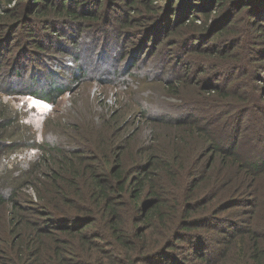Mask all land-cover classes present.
Listing matches in <instances>:
<instances>
[{
	"label": "trees",
	"instance_id": "trees-1",
	"mask_svg": "<svg viewBox=\"0 0 264 264\" xmlns=\"http://www.w3.org/2000/svg\"><path fill=\"white\" fill-rule=\"evenodd\" d=\"M1 1L7 5L12 2ZM15 1L14 7L0 15V264H181L165 261L164 257H176L179 244L197 234L193 230L215 234L213 249L202 250L199 255L203 264H264V190L260 181L264 175V141L261 146H252L247 140L252 134V138H256V133L263 135V119L258 120L257 114L264 108V96L255 85L254 93L243 91L236 97L235 90L228 87L233 79L226 73L221 75L222 62L233 53L230 56L238 68L237 74L247 82L245 77L250 71L240 73L239 68H243L240 61L250 49L253 40L250 37H257L256 31L263 34L262 28L254 32L249 29L263 22L259 16L264 17V0H253L255 7L252 0H202L199 5H190L193 0H125L126 10L132 8L131 12L137 11L138 17L141 16L143 28L138 32L147 43L155 38L152 30L163 26L161 19L170 21L166 12L175 14L176 7L184 6L186 14H180L179 19L177 16L172 26L167 23L164 34L179 45L174 52L178 57L170 63L177 66L176 60L184 57L186 67L178 68L176 73L181 84L196 82L193 79L200 72L202 79L210 80L205 82L211 84L206 92L201 88L207 87L199 82L187 90L201 96L207 93L214 100L199 102L202 122L186 111L173 119L170 115L153 114L148 102L144 104L149 109L145 112L138 104L142 88L138 84L128 89L134 103L127 104L123 111L99 103L93 96L86 109L77 97L73 111L58 119H48L51 115L46 118L40 136L20 118V111L11 107L8 95L31 94L54 104L68 88L55 78H61L69 70L75 81L83 71L52 55L46 56L48 60L36 59L37 63L28 67L21 54L32 49L41 51L45 46L38 43L34 29L25 31L35 36L32 46H24L18 33L30 25L28 19L32 16L48 15L44 7L52 10L56 2H61L60 11L48 19L52 20L50 24L67 25L64 32L83 36L96 27L102 17L97 12L107 4H102L103 0ZM246 5L249 20L234 22L238 11ZM215 9L224 13L215 19L216 24L208 23ZM143 10L148 14H139ZM131 15L119 14L113 22L120 35L123 29L138 25ZM208 32H212V37L215 35L214 46L202 50L210 59L203 60L206 67H197L200 72H196L190 52L199 50ZM219 39L230 42L221 47L217 44ZM105 41H92L96 59L92 56L85 59L90 63L101 62L98 58L106 48ZM126 41L132 43L128 38ZM185 41L192 45L189 50L183 46ZM60 45L58 41L57 47ZM140 45L137 42V48ZM136 46L126 54L121 52L120 59L114 49L112 82L108 81L112 86L126 88L125 84L131 81L143 82L144 87L150 85L152 78L146 74L137 80L117 82L123 68L128 67V56L136 53ZM14 49L19 53H13ZM12 53L17 55L10 59ZM140 55L137 53L134 60ZM28 58L35 61L34 56ZM251 64L255 75H259L254 62ZM262 79L264 83V76ZM27 81L30 84L24 83ZM3 93L7 95L4 101ZM217 107L224 113L230 112L227 118L221 119ZM232 112L248 116H231ZM205 114L211 120H204ZM248 117V121L243 119ZM15 120L17 130L5 131L4 124ZM248 129L250 132L246 133ZM206 153L211 154L208 164L201 162ZM202 184L206 195L200 197ZM208 216H219L222 221H206ZM223 218L236 222L223 228ZM189 247L193 248L191 241Z\"/></svg>",
	"mask_w": 264,
	"mask_h": 264
},
{
	"label": "rangeland",
	"instance_id": "rangeland-1",
	"mask_svg": "<svg viewBox=\"0 0 264 264\" xmlns=\"http://www.w3.org/2000/svg\"><path fill=\"white\" fill-rule=\"evenodd\" d=\"M193 1L194 4L191 3L190 5H199L198 4L199 2L202 3V0H193ZM207 1L208 0H206V2ZM124 2L126 1L103 0L102 4L103 3L107 4L106 7L104 9L102 8L99 9V13L97 12V14H101L102 16V17L100 16L101 19L97 20L96 27L92 31L88 30L91 33L84 34L83 36L82 35L78 36L77 33H75L74 31L73 32L75 35H71L64 32V30H66L68 27L67 25L62 27L61 23H59L58 25L56 23L53 25L50 24L52 20L49 21L48 19L55 17L57 12L60 11L61 6L63 5V3L61 2H59L61 3L60 4L61 6L58 5L59 4L58 2H56L55 8L52 10L47 7H44V11L46 10L49 12L48 15H46L43 18H39L37 15L32 16L31 20L28 19V23L30 25L21 28L22 32L18 33V36H20L18 39H21V42H23L24 46L25 45L32 46L31 42L34 41V37H35L34 35H37L36 38H38L39 41L38 43H42L45 46L44 48L40 49L41 51H36L35 49H32L31 52L28 50V52H24L23 54H21L20 56L21 60L23 59L24 61H26L28 67H30L32 63H35L36 59L44 58L48 60L46 56L52 55L56 57V60L73 64V66H78L83 71V75L76 77L75 81H73L70 78L68 74L69 70H67L65 72V75L62 76L61 78L58 77L55 78L58 83H61L63 85L67 84L68 88L66 92L62 93L57 98L56 100L57 102L54 104H51L50 102H47L44 99H41L31 94L20 93V94L8 95V99L12 104V105L10 104L11 107L14 108V110H16L17 108L18 111H20V114L22 116L20 118L23 121L29 123L32 127H34L33 129H36L35 132L37 136L41 135L42 124L44 123V121L48 116L51 115V117H49L48 119L51 118L58 119L61 118L62 116L67 115L70 111H73L75 104H78V102L75 101L77 97H80L79 102L86 109H89L90 106L88 102L90 97L93 96L97 98L96 100H98L99 103L105 102L111 104L113 108L116 107L118 110L123 111L127 104L134 103L131 96H129V93L127 92L128 89H130V87L136 88L138 84L142 86V88L140 91V96H138L137 100H138V104L145 112L149 110L144 106V104L148 102L154 104V105L151 104L148 105V107L152 110L153 114L170 115V117L173 119L176 117H181L186 111L193 113L194 115H197L198 116L197 119L202 122V111L198 110V107H200L199 102L202 101V99L212 102H214V100L211 97H208L209 94L207 93H204L201 96L200 94L197 93L195 94L191 92L188 93L187 90L191 89V87H195V85H197L198 82L202 86L204 85L206 87L211 85V84H207V85L205 84L206 81H210V80L202 79V77L200 76L202 73L199 70L197 71V67L198 68L206 67L205 64L202 65V61L204 60L206 62V60L210 59L203 54L202 50L205 49L207 46H211V45L212 47L214 46V42L212 41H214L215 39L212 38L215 35H213L212 37L211 34L213 31L208 32V34L205 33L202 41L204 43L207 40L206 45H203V43L199 45L200 48L198 49L200 50V52H202V54L198 52L199 50L197 51L194 50V52H190L191 55L189 57L191 58V60H193L192 66H194L196 72H200L197 78L193 79L196 82L181 84L180 82L181 80H178L180 78L177 77L178 75L176 73L179 70L178 68L180 67L185 68L186 63L184 62V57H181L180 59L176 60L178 63L177 66H175V64L172 65L170 63V61H173L178 57L176 54H174V52L179 50V48H177V46L179 45L176 42L172 43L171 39L166 38L164 31L167 28V23H170V26H172V24L176 21L177 16L179 19L180 14L182 15L186 14L185 13L186 11L183 10L184 6L176 7V11L174 12L175 14H172V12H166L167 14L165 16L167 17L169 16L170 21L169 20L167 21L166 18L161 19L163 21V26H161L159 30H152L154 35L153 37L155 38H151L147 43L146 38H143V35L140 32H138L140 28H143L142 27L143 21L141 16L138 17L137 11L131 12L130 10L132 8L128 9L127 11ZM251 3L253 6L255 5L253 0ZM14 4H16V1L14 2V0H12L10 5H7L5 1H1L0 15L6 12V10H9L10 7L11 8L14 7L13 6ZM95 11L96 8L93 11L94 12L93 14H95ZM190 11L188 10V12ZM129 13H133V15L131 16L135 18L138 25L136 26V24L132 23L133 25H135V27L123 29V31L128 32V35L124 36L123 31L122 34L120 35V33L115 30L116 27L112 26V24L114 21H116L115 19H117L119 14H121L122 17L124 14L128 15ZM212 13H214V15L210 16V22L208 23L213 24L215 19H219L221 14L224 13V11L218 12L215 9L212 11ZM262 13L264 14L263 11ZM139 14L141 15L148 14V12L146 10H143ZM187 15L191 16V13H188ZM249 18H250V13L246 5L245 9L238 11L236 18L234 19V22L240 23L242 19H244L247 22ZM259 19H263V22H261L260 25L257 26L256 28L253 27L250 28L249 31L254 32L256 30H261L260 28H262L263 34H260L257 31H256L257 37L255 36L253 37L251 34H248L249 37L252 36L250 38H253V40L250 44V49H248L242 54V58L240 61L241 64L243 65L242 69L239 68L240 73H243L247 69H249L250 71V74H247L246 72L244 73L248 75L247 77H245V79H247V82H245L241 78L240 74H237L238 68H236L235 63L233 62L232 57L230 56L233 53L227 55L226 57H228V59L222 62L221 75L226 73L227 76H230L228 78L233 79L229 81L230 85L228 87H231V89L235 90L236 97H240V94L243 91H245L244 93H249V91L251 92L255 91L254 88H252V86L255 85L260 89V93L262 94V96H264V83L262 79V77L264 76V17L259 16ZM123 21L126 22L127 17L124 18ZM30 29H34L33 30L35 32L33 33L34 35L32 33L29 34L25 33V31H30ZM116 33H119V36H117ZM117 37L119 38L117 39ZM104 38H106L107 41H105ZM126 38H128L129 41H132V43L127 42ZM18 39H16V41L14 39L13 42L14 43L17 42ZM100 39L105 41L106 48L109 47V49L108 50H106V48L102 49V56L98 58V60L101 62H99L98 64L93 62L90 63L85 58L92 56L93 59H96L97 56L92 52V41L94 42V40H100ZM58 41L61 42L62 45H60V47H62V49H60V47H57ZM7 42H9L8 39ZM137 42L138 43L141 42V45L138 48L136 46ZM229 42L219 39L217 41V44L222 47V46H226L227 43ZM183 43H184L183 46H185L187 50H189L188 49L189 47H192L190 41L189 42L185 41ZM193 43L195 45L196 41L194 40ZM48 44H50L51 46L47 47ZM52 44H54L56 47L52 46ZM95 46L97 50H99L100 48L99 45L95 44ZM135 46H136V53H134L133 55L132 52V55L128 56V67L123 68V71L121 72L120 76L117 78L118 79L117 82L126 81L128 79L137 80L138 77L146 74L145 76L148 75L149 78H152V80L149 81L150 85L148 87H144L143 82L139 83V82L131 81L128 83L126 81L127 82V84H125L127 85L126 88H124L123 85L112 86V84H109L108 81H111L110 78H112V74H113L112 71H110V68L112 67V61H113L112 56L114 49L117 52L116 53L117 58L120 59L121 52H125L126 54L131 48ZM228 48L229 47H227V49ZM15 51L19 53V50L17 49H14L13 53ZM13 53L10 55V59L16 57L17 54L14 55ZM137 53H140L141 55L134 60V57ZM78 54L80 56H77ZM29 56H34L35 61L29 59L28 58ZM210 61L212 63L214 62V60H210ZM252 62H254V65L256 66V72L260 73L259 75H255L254 67L251 64ZM188 63L189 61L187 62V65ZM170 64L175 68L171 69L172 66H170ZM192 66L190 65L191 68ZM57 68L60 67L57 66ZM98 77L102 80L99 81L98 79H96ZM24 78L28 79V72ZM46 79L50 80L49 77H47ZM172 80H174V82ZM183 81L185 82V80ZM237 82H240L241 84H238ZM24 83L30 84L29 81ZM177 84L178 86H176ZM48 85L49 82H47L46 86ZM36 86L38 88H41L38 85ZM43 86L45 87V84H43ZM221 88L222 90H224V86L221 85ZM207 89L208 87L201 88V90L205 92ZM6 96L7 95L3 93L2 101L5 100ZM83 96L86 97V99H84ZM151 99L152 101L149 102V100ZM154 106L158 108H155ZM217 109L218 112L221 114L222 120L224 118H227L228 114L230 113V112L224 113L222 112V109L218 107ZM257 115L259 116L258 120L263 119L261 125L264 126V108H262V111L258 112ZM231 116L247 117L248 115L245 113L236 112L234 114H231ZM249 118L250 117L243 119L245 121H248ZM204 120H211V118L208 114H205ZM15 121L16 122H10V123L6 122L4 124V129L6 128L5 131H16L17 130L16 123L18 122L17 120ZM215 123L216 122H214V124ZM248 132H250V129H248L246 133ZM263 135L261 133L258 134L256 133V138H252L253 137L252 134L251 138H248L247 140L250 141V145L252 146L253 145L261 146L262 145L261 143L264 141ZM27 140L29 141L30 138H28ZM259 151L260 150L256 148V152L258 153L257 155H260L261 151L260 152ZM210 157H211L210 153L204 154V156L201 158V162H204V164H208L211 159ZM260 181H261V186L264 190V175L261 176ZM250 189H252L251 191L254 192L253 187H251ZM204 192H205V184H202V192L199 190L198 196L202 197L206 195ZM243 217H245V215H243ZM206 221L212 223H218L222 221V218L219 216H214V217L208 216ZM234 222H236V219L223 218V223H221V225L223 228H225L229 223H234ZM200 223L202 224V219L200 220ZM199 231H202V233ZM199 231L193 230L192 233H197V234L190 237L191 240L189 241H191L193 248L189 247V241L186 238V241H183L179 244L180 249L175 250L176 257L165 256L164 257L165 261L173 262V263H180L181 261L182 262L181 264H203L202 259L200 258L199 255L202 254V250L210 252V250L213 249V243H214L213 238L215 237V234L211 233L214 231L211 232L207 230H199ZM182 257L185 258V260H188V262H184L181 259ZM156 258L158 259V257Z\"/></svg>",
	"mask_w": 264,
	"mask_h": 264
}]
</instances>
